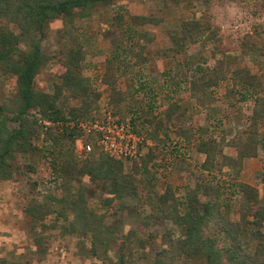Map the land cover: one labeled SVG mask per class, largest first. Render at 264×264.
Wrapping results in <instances>:
<instances>
[{
  "label": "rangeland",
  "instance_id": "374dc122",
  "mask_svg": "<svg viewBox=\"0 0 264 264\" xmlns=\"http://www.w3.org/2000/svg\"><path fill=\"white\" fill-rule=\"evenodd\" d=\"M165 1L126 0L98 6L86 18L75 14L72 24H67L64 17L51 22L38 35L41 54L48 63L35 79L36 89L54 94L66 72L64 63L79 54L75 57H83L82 76L99 91L93 97L98 108L90 110L86 120L102 118L108 109L140 131L138 135L144 140L142 157L123 162L126 175L138 187L137 198L113 200L107 205L105 200L113 198L115 192L111 182L84 180L91 211L104 218L105 227H117L118 240L125 244L126 264H154L169 239L181 235L171 221L152 219L161 209L159 201L165 197L170 209L184 214L187 199L195 195L204 204L219 195L222 212L241 232L240 240L248 252L257 256L261 246L257 236L264 235V223L256 212L257 207H264V119L257 131L259 143L245 144L249 138L246 132L254 130L253 95L231 79L220 81L206 93L191 92L189 82H204L197 68L203 73L217 69L218 76L250 71L264 78V0H180L172 6ZM146 19L161 22L152 28L154 39L142 50L140 36L147 30ZM185 22L203 23L210 30L187 49L189 55L203 56L197 67L187 68L184 54L165 57L162 53L173 47L171 37L183 38ZM184 44L187 42H181ZM20 51H29V46L22 44ZM114 53L122 60L116 64L122 66L119 84L104 86L105 65ZM176 76H183L181 85H174L179 80ZM116 91L124 92L125 100L112 105ZM16 93L17 77L0 69V106H9ZM67 94L64 92V96ZM260 95L264 98V91ZM82 103L80 97L71 99L69 107L81 109ZM40 134L33 140L38 151L18 155L14 179L0 181V264H117V256L107 245L93 246L91 234L64 236L58 228L35 226L26 215L36 202L44 206L49 194L59 199L63 190L60 170L56 172L51 163L56 157L49 151L52 143L45 142L42 128ZM71 136L76 140L77 136ZM210 139L217 143V152L214 166L209 164L210 169L204 170L207 156L198 146ZM238 145L258 148L259 157L245 159L242 165L236 161L228 164L226 157L238 160ZM76 160L79 165L87 161ZM240 184L259 192L252 210L249 202H244L245 193L237 191ZM78 187L75 182L69 186L74 192ZM69 221H73L72 215ZM58 222L67 224L62 218ZM45 223L56 225V214L52 213ZM216 230L213 224L209 232L213 235ZM40 236H49L42 251L35 243ZM116 247H120L118 242ZM259 257L264 262V253ZM179 264L207 263L198 256L183 257Z\"/></svg>",
  "mask_w": 264,
  "mask_h": 264
},
{
  "label": "trees",
  "instance_id": "16d2710c",
  "mask_svg": "<svg viewBox=\"0 0 264 264\" xmlns=\"http://www.w3.org/2000/svg\"><path fill=\"white\" fill-rule=\"evenodd\" d=\"M122 1L126 0H0V69L4 73H10L17 77V93L12 103L9 106H0V181L14 179L15 162L18 155H33L38 151L33 140L36 136L41 135L42 127L38 123L36 113L49 121L78 122L88 119L85 117L86 114L90 110L98 108L93 97L95 98L99 91H95L96 88H93L89 79L82 76L83 57H75L79 54L72 55V58H68L64 63L66 72L62 75L61 84L55 86L54 94L36 89L35 79L48 63V60L41 54V41L38 35L43 34L51 22L61 17L66 19L67 24L68 22L72 24L75 14H78L79 18H86L98 6ZM179 1L166 0L165 3L172 6L177 5ZM144 22L147 30L140 36L139 46L142 50H146V45L153 41L154 32L151 30L153 27H157L161 21L146 19ZM208 30L203 23L185 22L182 28L183 38L171 37L173 47L165 49L162 53L165 54V57L169 54H174V56L184 54L187 68L194 67V65L200 66L199 63L203 56L189 55L187 49H190V45L197 43L202 33ZM211 36L209 39H213ZM184 41L187 44L181 45V42ZM22 44H27L29 51L21 53L20 46ZM174 56L173 58H175ZM119 61L122 62L121 56L114 53V58L106 63L105 74L102 77L104 86L116 87L119 84L120 73H122V66L116 65ZM197 69V74H202L201 77L205 79L203 83L194 80L189 82V90L193 93L198 91L206 93L208 89L219 86L220 81L231 79L236 86L240 85L253 95L255 98L254 121H252L254 130L246 132L249 138L245 144L259 143L257 131L262 123L261 120L264 119V98L260 95L264 91V78L253 75L250 71L233 72L232 75L223 72V76L220 73L218 76L217 69L204 73L202 68ZM182 77L176 76L179 80H176L174 85H181ZM185 80L187 81L188 78L185 77ZM64 92H68L67 96H64ZM78 97L83 99L82 108H70L71 99ZM124 100V92L116 91L111 104H119ZM11 123L16 124L17 127L12 128ZM133 126L136 128L134 124ZM135 131L141 135L137 128ZM43 132L45 142L52 143V149H49L50 154H56L51 163L56 172L57 169L60 170V178L63 181L61 184L62 195L57 199L54 195L49 194L44 206L36 202L26 211V215L35 226L43 225L44 230H57L58 228L62 230L64 236L91 234L94 247L107 245L117 256L116 263L126 264L125 244L118 240L120 233L117 227H105L104 218L91 211L86 195L88 186L84 185L86 178L104 183L111 182L115 192L113 198L105 200L104 203L107 205H110L113 200L137 198L138 187L131 176L126 175L123 162L101 153L98 157L96 156V159L87 160L83 165H79L74 156L76 142L71 136L74 133H70L68 130L63 134L56 133L53 128L47 132L43 130ZM203 141L198 149L200 153L207 156L202 167L204 170H208L210 169L209 164L214 166L217 152L215 144L217 143L212 142L211 139ZM240 146H237L238 160L226 157L225 160L228 164L238 162L236 164L242 165L245 159L259 157L258 148L256 150L241 146L242 150H240ZM139 157L142 155L140 154ZM262 163L264 164V160ZM29 169L34 170L32 167ZM72 182L79 185L76 192L69 188ZM215 189L219 194L218 188ZM237 191L245 193L244 202H249V209L252 210L259 199L258 190L255 187L240 184L237 186ZM55 205H57V209L54 208ZM168 205V200L165 197L162 198L158 204L161 209L158 213L153 214L152 219L171 221L182 233L176 238L169 239L167 247L158 253L154 264H179L183 257L197 258L198 256L205 258L207 264H264L259 257L261 253H264V235L257 236L261 241V246L257 249L259 253L257 258L248 252L240 240L241 232L236 230L235 224L228 221L225 213L222 212L223 207L219 203V195H217V199H212L205 204L200 201L197 195L188 198L187 211L184 214L179 213L175 208L170 209ZM256 212L261 218L260 223H264V207H257ZM52 213L56 214V225L45 223ZM71 215L73 221H69ZM60 218L64 219L67 224L59 225ZM213 224L217 230L211 235L209 230ZM48 238L49 236L36 238L35 243L40 251L44 247V241ZM114 241H117L120 247H116L117 242L114 243Z\"/></svg>",
  "mask_w": 264,
  "mask_h": 264
},
{
  "label": "built area",
  "instance_id": "2783aa9c",
  "mask_svg": "<svg viewBox=\"0 0 264 264\" xmlns=\"http://www.w3.org/2000/svg\"><path fill=\"white\" fill-rule=\"evenodd\" d=\"M39 125L47 132L51 128L56 133L66 130L74 133L75 156L80 161L91 159L103 153L118 161H128L139 157L143 151V138L130 121L123 120L115 112L108 110L104 116H94L84 121H49L35 114Z\"/></svg>",
  "mask_w": 264,
  "mask_h": 264
},
{
  "label": "crops",
  "instance_id": "0c3cea01",
  "mask_svg": "<svg viewBox=\"0 0 264 264\" xmlns=\"http://www.w3.org/2000/svg\"><path fill=\"white\" fill-rule=\"evenodd\" d=\"M202 155V154H201Z\"/></svg>",
  "mask_w": 264,
  "mask_h": 264
}]
</instances>
